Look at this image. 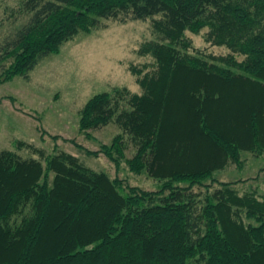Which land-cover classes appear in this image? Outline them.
<instances>
[{
  "label": "trees",
  "instance_id": "obj_1",
  "mask_svg": "<svg viewBox=\"0 0 264 264\" xmlns=\"http://www.w3.org/2000/svg\"><path fill=\"white\" fill-rule=\"evenodd\" d=\"M38 2L0 46V62L12 59L2 71L8 79H28L42 58L102 19L154 18L157 39L142 51L156 68L140 78L143 92L95 94L80 129L117 121L137 146L131 158L121 134L84 151L102 152L116 168L125 159L130 171L161 183L158 190L128 185L125 193L121 179L69 152L44 164L0 151V264H264V196L241 194L232 181L213 191L207 183L229 160L240 162L243 150L264 152V0ZM205 26L209 41L231 49L228 58L213 56L215 63L186 51V29ZM235 53L246 56L238 64L244 72L224 65L239 62ZM242 211L258 225L246 224Z\"/></svg>",
  "mask_w": 264,
  "mask_h": 264
},
{
  "label": "rangeland",
  "instance_id": "obj_2",
  "mask_svg": "<svg viewBox=\"0 0 264 264\" xmlns=\"http://www.w3.org/2000/svg\"><path fill=\"white\" fill-rule=\"evenodd\" d=\"M38 3V0H0V46L28 21ZM153 21V17L126 22L102 19L100 28L79 32L62 44L59 51L42 58L28 79L21 75L8 79L2 71L12 59L0 62V151L11 150L44 164L47 156L66 151L87 166L105 171L112 179H121L125 193L128 185L158 190L160 179L148 171H130L125 159L116 168L102 152L92 156L84 151V148L98 150L121 134L126 145L125 158H131L137 146L117 121L87 130L90 136L80 129L81 110L95 94L114 93L125 87L132 93L143 92L140 78L156 68L154 57L142 51L144 43L157 39ZM208 30V26L198 32L186 29L185 37L190 42L186 51L218 63L216 59L228 58L232 51L227 45L209 41ZM181 46L179 43L178 48L182 49ZM234 55L239 62L232 65L224 62V65L243 71L238 64L246 56ZM133 67L141 73L135 74ZM121 104L127 105L120 101ZM240 158V162L229 160L225 167L215 170L216 181H207L209 189L220 187L219 181H232L231 186L241 194L255 190L259 196H264V152L243 150ZM194 190L201 191L202 196L206 193L204 186H195ZM241 214L246 224L258 225L254 218L247 219L243 211Z\"/></svg>",
  "mask_w": 264,
  "mask_h": 264
}]
</instances>
